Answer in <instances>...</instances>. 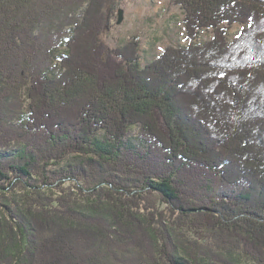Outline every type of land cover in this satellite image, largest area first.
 I'll return each instance as SVG.
<instances>
[{"label": "trees", "instance_id": "trees-1", "mask_svg": "<svg viewBox=\"0 0 264 264\" xmlns=\"http://www.w3.org/2000/svg\"><path fill=\"white\" fill-rule=\"evenodd\" d=\"M122 1L0 0V264H264V0L146 65Z\"/></svg>", "mask_w": 264, "mask_h": 264}, {"label": "rangeland", "instance_id": "rangeland-1", "mask_svg": "<svg viewBox=\"0 0 264 264\" xmlns=\"http://www.w3.org/2000/svg\"><path fill=\"white\" fill-rule=\"evenodd\" d=\"M184 12L172 0H123L112 21V29L104 34L108 44L116 48L126 44L137 35L142 41V64L156 59L168 46H188ZM244 26L235 25L228 30L232 41L240 34ZM210 30H202L197 43L210 40Z\"/></svg>", "mask_w": 264, "mask_h": 264}]
</instances>
